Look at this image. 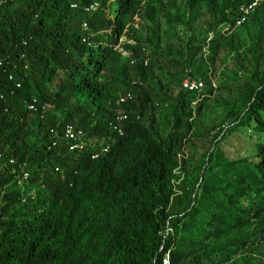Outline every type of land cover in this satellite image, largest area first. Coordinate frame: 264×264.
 Instances as JSON below:
<instances>
[{"label": "trees", "instance_id": "trees-1", "mask_svg": "<svg viewBox=\"0 0 264 264\" xmlns=\"http://www.w3.org/2000/svg\"><path fill=\"white\" fill-rule=\"evenodd\" d=\"M251 1L0 0V264H264V0L237 24ZM211 102L218 128L195 133Z\"/></svg>", "mask_w": 264, "mask_h": 264}, {"label": "rangeland", "instance_id": "rangeland-1", "mask_svg": "<svg viewBox=\"0 0 264 264\" xmlns=\"http://www.w3.org/2000/svg\"><path fill=\"white\" fill-rule=\"evenodd\" d=\"M164 23V22H163ZM164 25V24H162ZM162 27V26H161ZM194 28H197L199 30H201L202 28V23L198 22ZM152 33V31L147 28L145 25L142 26V28L140 30H138L137 35L143 40L142 42H145L148 39V36H150ZM148 34V35H146ZM163 38L166 37L165 33L162 30V34ZM241 40L246 41L247 39V35L245 33L241 34L240 37ZM230 51V50H229ZM226 51L225 52V56L224 58L221 60V62L218 63V70H226V69H231L232 68V62H231V51ZM128 55H125L124 60L127 59ZM147 61V59H145V62ZM221 63V64H220ZM232 97H234L236 94L235 93H231L230 94ZM229 94H222V97L225 98H230ZM212 103V102H211ZM165 113L162 116L163 121H165L167 119V117H169L172 114V109L165 106L164 108ZM223 118V109L219 108V103L214 102L210 105H206V108L203 111V115L201 117L198 118V120L196 121V125H195V133L199 132V133H206L207 131H211L213 132L214 127L218 128L221 120ZM234 141V136H232V138H227L226 142H228L227 144H231ZM244 151H241V154H243ZM190 154V153H188ZM191 158V156H189V159ZM21 179V178H20ZM23 184L24 182L20 181V184ZM170 232L172 231V228H169ZM258 256V255H257Z\"/></svg>", "mask_w": 264, "mask_h": 264}, {"label": "built area", "instance_id": "built-area-1", "mask_svg": "<svg viewBox=\"0 0 264 264\" xmlns=\"http://www.w3.org/2000/svg\"><path fill=\"white\" fill-rule=\"evenodd\" d=\"M261 0H252L248 5L240 8V18L237 21V24L240 25L245 20H247L248 15L259 5ZM147 64V62H146ZM185 88L190 92H200L205 87L203 80L199 79H187L184 83ZM132 95L129 93L125 97L120 99V102H126L128 99H131ZM127 118V115H121L117 117V121H124ZM115 129L122 133V127L117 123H112ZM85 136V132L81 128H77L73 124H67L64 128V137L68 140L74 142L73 147L82 148V142ZM95 157V156H94ZM162 264H172L170 254L167 253L163 259Z\"/></svg>", "mask_w": 264, "mask_h": 264}, {"label": "clouds", "instance_id": "clouds-1", "mask_svg": "<svg viewBox=\"0 0 264 264\" xmlns=\"http://www.w3.org/2000/svg\"><path fill=\"white\" fill-rule=\"evenodd\" d=\"M147 61H148V60H147ZM147 61H146V62H147ZM146 62H145V63H146ZM128 94H129V93H128ZM130 94H131V93H130ZM131 95H132V94H131ZM123 103H124V102H123ZM124 115H126V114H124ZM127 117H128V115H127ZM113 123H114V122H113ZM69 124H70V123H69ZM111 125H112V124H111ZM113 127H114V126H113Z\"/></svg>", "mask_w": 264, "mask_h": 264}]
</instances>
